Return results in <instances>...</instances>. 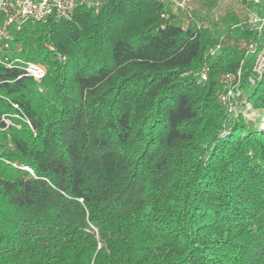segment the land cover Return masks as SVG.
Returning <instances> with one entry per match:
<instances>
[{
	"label": "trees",
	"instance_id": "1",
	"mask_svg": "<svg viewBox=\"0 0 264 264\" xmlns=\"http://www.w3.org/2000/svg\"><path fill=\"white\" fill-rule=\"evenodd\" d=\"M176 11L111 0L15 33L47 74L0 64V264H264V117L219 96L241 68L264 110L251 32L232 14L201 81L220 36Z\"/></svg>",
	"mask_w": 264,
	"mask_h": 264
},
{
	"label": "built area",
	"instance_id": "2",
	"mask_svg": "<svg viewBox=\"0 0 264 264\" xmlns=\"http://www.w3.org/2000/svg\"><path fill=\"white\" fill-rule=\"evenodd\" d=\"M111 0H0V64L22 68L28 75L41 81L47 74V67L43 63L27 60L16 56L20 48L14 47L15 33L21 31L28 23H46L51 19H71L75 9L79 6H88L96 13H100L103 6ZM170 4L179 12L188 14L191 20H197L192 13L194 0H155ZM241 6L247 13L246 24L240 27L250 30L251 35L245 41V53L252 59V71L255 76L264 74V0H231ZM207 9H202V15H208ZM218 21V14H212ZM234 28V27H233ZM231 43L228 34H222L217 43L210 47L205 55L199 70L201 81H207L211 72V60L219 55L222 48ZM242 69L237 72L225 73L222 77L224 90L219 94L222 104L227 112H244L254 108L245 98H242L240 85L242 82ZM250 81L254 82L253 77ZM244 102V104H243ZM244 105V106H243ZM256 109V108H255ZM29 171L28 167H26Z\"/></svg>",
	"mask_w": 264,
	"mask_h": 264
},
{
	"label": "rangeland",
	"instance_id": "3",
	"mask_svg": "<svg viewBox=\"0 0 264 264\" xmlns=\"http://www.w3.org/2000/svg\"><path fill=\"white\" fill-rule=\"evenodd\" d=\"M201 8L209 10L208 12L209 15L207 16L208 19H202V21H198L199 26H210L215 30L219 36L221 34H224L226 32L227 26L230 23L231 20V15L235 14L237 18L239 19V25L240 27L246 24V20L248 19L246 12L242 10L241 8H237L236 4L232 2L231 0H194L193 2V10L197 12H201ZM211 10V11H210ZM177 14L180 15V19L185 20L184 22L186 23V20L190 21V19L183 15L185 13L183 12H178L176 11ZM218 14L219 20L215 23L213 19L211 18V14ZM178 17V16H177ZM232 21V20H231ZM179 22V21H178ZM202 22V23H201ZM235 22V21H234ZM194 25L196 27V24H190ZM197 25V26H198ZM240 27H237L240 29ZM235 41V39H233ZM244 104V102H243ZM246 109L244 110L243 115L249 120V121H254V119L258 118L260 115L264 117V110L262 109H255V108H248L247 104H244ZM243 105V106H244ZM255 123V122H253ZM264 124V122H263Z\"/></svg>",
	"mask_w": 264,
	"mask_h": 264
},
{
	"label": "crops",
	"instance_id": "4",
	"mask_svg": "<svg viewBox=\"0 0 264 264\" xmlns=\"http://www.w3.org/2000/svg\"><path fill=\"white\" fill-rule=\"evenodd\" d=\"M247 14V17H248V13H246Z\"/></svg>",
	"mask_w": 264,
	"mask_h": 264
}]
</instances>
